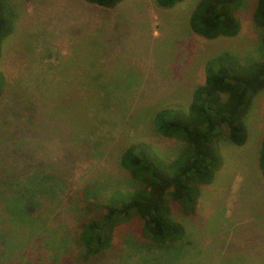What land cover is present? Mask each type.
I'll return each mask as SVG.
<instances>
[{"label": "rangeland", "instance_id": "374dc122", "mask_svg": "<svg viewBox=\"0 0 264 264\" xmlns=\"http://www.w3.org/2000/svg\"><path fill=\"white\" fill-rule=\"evenodd\" d=\"M8 1L15 18L0 57V198L30 194L36 224L16 222L0 202V264H264V89L245 118L246 143L222 136L223 166L202 187L195 214L173 205L185 230L180 241L153 247L133 219L119 226L111 250L84 260L77 238L80 222L102 213L101 203L82 201L85 190L106 196L134 186L120 166L129 145L177 156L183 143L160 136L153 119L162 109H187L209 59L222 51L264 59L256 0L236 13V36L214 40L190 30L200 0L170 9L155 0L112 9L84 0Z\"/></svg>", "mask_w": 264, "mask_h": 264}, {"label": "trees", "instance_id": "16d2710c", "mask_svg": "<svg viewBox=\"0 0 264 264\" xmlns=\"http://www.w3.org/2000/svg\"><path fill=\"white\" fill-rule=\"evenodd\" d=\"M84 1L112 9L123 0ZM181 1L155 0V3L162 9H170ZM244 2L200 0L191 12L190 30L205 40L236 36L241 29L236 13ZM14 18L10 2L0 0V57L3 43L13 31ZM252 18L261 30L264 49V0H256ZM4 86L5 78L0 72V93ZM262 89L264 59H244L228 51L209 59L204 66V82L193 91L187 109H162L153 119L160 136L183 143L177 156L166 160L152 145L134 143L120 157V166L134 181L131 189L116 190L106 196L99 189L84 191L82 201L95 207L101 203L98 207L102 213L83 219L78 225L77 238L84 251L83 259L99 257L111 250L119 226L133 219L140 222L142 236L153 247L163 248L180 241L185 230L174 217L173 205L184 215L195 214L202 187L211 184L223 166L219 151L222 136L234 146L246 143L245 118L254 97ZM258 166L264 180V136ZM12 200L17 201L15 211L10 208ZM0 202L16 222L36 224L31 216L30 194L0 198Z\"/></svg>", "mask_w": 264, "mask_h": 264}]
</instances>
